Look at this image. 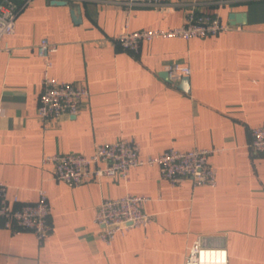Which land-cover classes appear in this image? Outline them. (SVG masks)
<instances>
[{
  "label": "crops",
  "instance_id": "0c3cea01",
  "mask_svg": "<svg viewBox=\"0 0 264 264\" xmlns=\"http://www.w3.org/2000/svg\"><path fill=\"white\" fill-rule=\"evenodd\" d=\"M192 10L218 15L233 29L157 38L136 54L114 41L123 32L179 28ZM237 13L246 15L244 25H231ZM44 38L58 46L51 74L90 92L78 116L46 131L37 115L43 71L37 45ZM2 48L0 181L10 201L35 203L44 189L53 234L40 245L33 232H14L0 221V264H185L199 239L226 248L229 264H264V157L250 146L251 130L264 125V0H167L160 7L32 0ZM173 62L190 66L189 92L165 78ZM121 138L136 140L141 158L169 148H216L210 163L217 186L195 187L187 178L174 187L158 166L145 165L133 168L127 183L103 177L74 188L57 183L42 164L45 155L89 156ZM128 193L150 198L145 211L154 220L108 246L99 238L97 208Z\"/></svg>",
  "mask_w": 264,
  "mask_h": 264
},
{
  "label": "built area",
  "instance_id": "2783aa9c",
  "mask_svg": "<svg viewBox=\"0 0 264 264\" xmlns=\"http://www.w3.org/2000/svg\"><path fill=\"white\" fill-rule=\"evenodd\" d=\"M32 2L24 0L22 4L14 0L0 1V51L2 41L15 33L17 19L22 9ZM130 6L160 7L167 0H125ZM224 24L218 15L189 11L183 26L175 29L146 30L141 32H123L114 38L122 49L134 54L139 52L142 42L157 38H204L232 30ZM239 29V28H237ZM8 50V48H6ZM58 46L47 38L37 45L38 56L43 65L41 93L37 115L44 130L62 119L75 117L81 112L83 104L89 100L90 92L83 83L73 84L59 80L51 74L53 55ZM167 81L178 86L183 78L190 77L189 65L173 62L166 66ZM251 148L264 157V125L251 130ZM219 151L216 148L197 147L187 151L169 148L158 156L140 157V144L134 139L120 140L96 146L93 154L79 153L45 155L43 166H51L54 179L59 184L79 187L103 177L129 182L133 168L158 166L160 174L172 186H180L190 178L195 187L217 186V169L210 163V158ZM150 198L145 195L128 193L120 198H105L97 208L95 224L99 226L100 240L111 246L118 235L149 226L154 218L145 211ZM51 207L44 189L38 191L35 203H21L18 196L8 199V186L0 181V221L5 228L14 232L28 230L34 233L40 245L49 240L53 227L49 222ZM185 264H229L226 248L208 247L201 239L188 250Z\"/></svg>",
  "mask_w": 264,
  "mask_h": 264
},
{
  "label": "water",
  "instance_id": "95a60500",
  "mask_svg": "<svg viewBox=\"0 0 264 264\" xmlns=\"http://www.w3.org/2000/svg\"><path fill=\"white\" fill-rule=\"evenodd\" d=\"M56 3H64L62 1H56ZM231 25H244L246 23V15L245 14H231L230 15ZM165 78H167V73L164 74ZM180 88L186 92L190 91L189 77L183 78L180 82ZM213 240H208L211 242Z\"/></svg>",
  "mask_w": 264,
  "mask_h": 264
}]
</instances>
